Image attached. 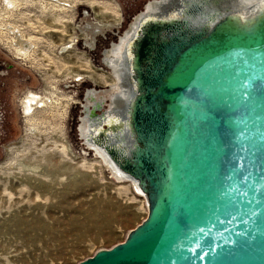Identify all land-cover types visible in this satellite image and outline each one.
Returning <instances> with one entry per match:
<instances>
[{"label": "rangeland", "instance_id": "obj_1", "mask_svg": "<svg viewBox=\"0 0 264 264\" xmlns=\"http://www.w3.org/2000/svg\"><path fill=\"white\" fill-rule=\"evenodd\" d=\"M147 1L0 0V264H79L146 219L145 198L78 127L93 95L121 87L105 50Z\"/></svg>", "mask_w": 264, "mask_h": 264}, {"label": "water", "instance_id": "obj_2", "mask_svg": "<svg viewBox=\"0 0 264 264\" xmlns=\"http://www.w3.org/2000/svg\"><path fill=\"white\" fill-rule=\"evenodd\" d=\"M218 25L161 43L157 103L143 99L146 170L136 162L134 174L154 208L124 243L79 264H264V18L222 39Z\"/></svg>", "mask_w": 264, "mask_h": 264}, {"label": "bare ground", "instance_id": "obj_3", "mask_svg": "<svg viewBox=\"0 0 264 264\" xmlns=\"http://www.w3.org/2000/svg\"><path fill=\"white\" fill-rule=\"evenodd\" d=\"M263 18L264 0H148L144 7L132 16L112 46L105 50V55L115 57L108 65L115 68L121 87L116 88L117 91L98 93L88 100L85 116L78 127L79 135L86 149L100 157L114 176L131 182L138 194L145 198L148 209L146 219L151 214L154 203L150 204L147 201L149 192L147 186H142L144 178H136L134 174L137 173L136 162L146 170L140 162L143 160L145 162L144 156L147 152L143 149L145 143L150 141L148 137L151 134L143 135L140 132L142 130L140 125L145 122L141 119H146L143 99L148 105L155 106L157 103L154 98L148 99V93L156 91V88L150 87L149 81H152V76L149 77V73L156 60L162 58L161 43L178 35L181 38V45L191 44L202 37H209L211 29L218 24L213 36L238 33L237 31L255 27ZM167 66L168 63H165L161 68ZM31 92L32 102L39 101V95L32 90ZM109 98L111 99L109 106L96 112ZM23 112L28 114L30 111L24 109ZM154 129L155 127L152 128ZM156 144L157 148L161 145L160 142ZM106 148L110 152H107ZM29 164H25L28 170L34 171L37 167L40 169V163L37 166ZM54 177L56 176H50L48 180L53 181ZM152 180L154 183L155 179Z\"/></svg>", "mask_w": 264, "mask_h": 264}, {"label": "flooded vegetation", "instance_id": "obj_4", "mask_svg": "<svg viewBox=\"0 0 264 264\" xmlns=\"http://www.w3.org/2000/svg\"><path fill=\"white\" fill-rule=\"evenodd\" d=\"M142 9V8H141ZM33 93L31 91L27 92L26 95L24 96V98L22 99V106H23V110L25 109L27 112H29L32 108V104L34 102L33 101V98L30 97V94ZM25 114H27L26 112H24Z\"/></svg>", "mask_w": 264, "mask_h": 264}]
</instances>
